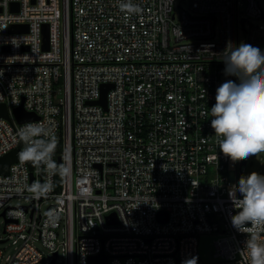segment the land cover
<instances>
[{"label":"built area","instance_id":"obj_1","mask_svg":"<svg viewBox=\"0 0 264 264\" xmlns=\"http://www.w3.org/2000/svg\"><path fill=\"white\" fill-rule=\"evenodd\" d=\"M184 1L176 12L177 0H131L143 11L129 14L126 0H0V158L19 147L0 174V243L15 246L0 264H104L91 262L102 253L106 264H206L202 234L217 236L212 264H250L211 106L236 80L223 59L240 29L264 44V0ZM21 106L37 118L19 121ZM27 124L47 129L36 142L51 150L32 169L19 155Z\"/></svg>","mask_w":264,"mask_h":264},{"label":"clouds","instance_id":"obj_2","mask_svg":"<svg viewBox=\"0 0 264 264\" xmlns=\"http://www.w3.org/2000/svg\"><path fill=\"white\" fill-rule=\"evenodd\" d=\"M120 8L129 14L143 11L131 0L122 2ZM223 60L225 75L235 76L236 80H226L216 89V102L211 106V128L218 137L220 151L236 162L264 153V50L242 42L225 53ZM48 134L42 125H25L20 131L21 141L26 145L19 154L21 160L37 165L48 163L51 157V150L45 152L48 142L43 147L36 142ZM46 190V186H38L36 194ZM230 195L238 209L232 216V224L249 234L245 245L250 264H264L261 236L264 232V174L253 171L242 176L238 184L233 185ZM183 264H197V257Z\"/></svg>","mask_w":264,"mask_h":264},{"label":"rangeland","instance_id":"obj_3","mask_svg":"<svg viewBox=\"0 0 264 264\" xmlns=\"http://www.w3.org/2000/svg\"><path fill=\"white\" fill-rule=\"evenodd\" d=\"M189 5V2L184 0H177L175 4V10L176 12H179L180 7L187 8ZM180 6V7H179ZM262 6L264 9V2H262ZM254 24H262L261 21H254ZM245 38V34L243 29L241 28L239 31V42L240 43H248L250 42H244L243 39ZM253 46V45H252ZM253 47H260L262 50H264V44L261 45H255ZM247 165H244L242 168L239 167L240 161H232L229 165V174L231 176V180L234 182H239V179L242 177V172L245 176L250 174L251 172L255 171L260 174H264V153L258 154L256 158H250ZM239 169V177H236V171ZM242 171V172H241ZM12 205H19V204H29V201H26L25 199H14L11 201ZM48 203L43 204V208L45 209ZM217 236L215 234H202L199 236V259L203 263L206 264H212L221 261L220 258L216 257V247H215V240ZM39 248H42L39 243H37ZM15 246L12 244V242L7 243H0V249L3 251L4 255L7 256L9 254H12L14 252ZM49 258V256L47 257Z\"/></svg>","mask_w":264,"mask_h":264},{"label":"water","instance_id":"obj_4","mask_svg":"<svg viewBox=\"0 0 264 264\" xmlns=\"http://www.w3.org/2000/svg\"><path fill=\"white\" fill-rule=\"evenodd\" d=\"M27 27H28L27 25H14V26H12L11 30H12V32H18V31H22V30L27 29ZM44 34H45V39H44L45 40V46L44 47L49 49V26L48 25H45V27H44ZM107 90H108V87L105 86L103 97L99 101V103H101L105 107H106ZM14 114H15L16 118L21 122L37 118L34 113L26 112L22 106L16 108L14 110ZM0 116L6 117L8 119L10 118L9 111H8L6 104H0ZM18 149H19V147L14 149L13 151L8 153L7 155L0 158V174H8L10 165L12 163L18 161V159H19V156L17 153ZM59 161H61V158H59ZM246 163H247L246 160H243L241 164H246ZM30 167L32 169L34 167V163L30 162ZM159 218L162 220L164 219L163 213H161L159 215ZM107 221L109 223L117 222L116 215L114 213L107 215ZM107 259H108L107 256L102 253L100 255L92 256L91 262L92 263H104V264H106Z\"/></svg>","mask_w":264,"mask_h":264}]
</instances>
